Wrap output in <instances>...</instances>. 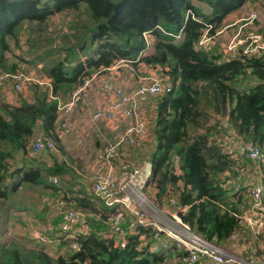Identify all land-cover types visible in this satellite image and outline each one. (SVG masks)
<instances>
[{
  "label": "trees",
  "instance_id": "trees-1",
  "mask_svg": "<svg viewBox=\"0 0 264 264\" xmlns=\"http://www.w3.org/2000/svg\"><path fill=\"white\" fill-rule=\"evenodd\" d=\"M257 1L264 0H0V75L21 74L19 68L26 66L42 72L39 80L46 82L25 84V97L18 104L0 99V208L5 214L12 210L32 215L37 204L9 202L16 198L19 187L38 188V193L58 196L64 203L74 204L75 210L89 211L100 220L83 192L71 201L65 197L64 186L71 185L70 177L75 182L73 168L80 165L72 166L62 148L59 152L55 148L59 139L56 107L90 73L119 62L133 75L157 69L169 82L170 91L158 99L147 122L154 146L148 182L156 191L155 199L166 197L167 190L172 195L177 192L178 204L187 207L180 215L182 223L219 248L238 230V216L249 201L244 189L230 195L219 180V176L233 173L234 162L226 153L228 138L234 136L254 146L264 157V56L247 57L239 52L221 60L211 46L203 50L195 46L205 30L212 37L242 5ZM193 2L204 4L209 14H203ZM261 8L264 10V4ZM80 10L86 13L88 25L76 24L68 36L60 38L66 44L56 46L45 35L47 20ZM25 24L30 28L28 37ZM258 33L264 38L261 30ZM21 38L26 49L14 53L9 42L19 49ZM147 51L150 53L145 54ZM35 138L52 142L53 150L42 153L41 161L25 160L29 158L26 148ZM55 152L56 157L51 155ZM13 164L17 170L8 171ZM40 218L43 229L53 226ZM2 220L0 215V226L6 222ZM90 231L77 239L73 251L68 241L47 230L48 243L57 242L58 252L65 249L57 256L38 248L45 244L31 236L34 244L27 246L24 238L12 235L0 245V264L163 263L158 254L137 252L132 240L117 249L112 240L99 235V227L92 225Z\"/></svg>",
  "mask_w": 264,
  "mask_h": 264
},
{
  "label": "built area",
  "instance_id": "built-area-1",
  "mask_svg": "<svg viewBox=\"0 0 264 264\" xmlns=\"http://www.w3.org/2000/svg\"><path fill=\"white\" fill-rule=\"evenodd\" d=\"M253 20V17L246 19L242 23L243 29L237 31L222 47L221 56L224 60L233 58L239 52L247 57L264 56V38L258 33ZM222 31L215 32L213 37ZM206 33L207 30L195 49L208 48V40L213 37H207ZM119 66L90 73L83 85L73 91L65 103L58 102L56 107V116L63 119L56 122V134L61 139L69 135L66 118L75 104L82 105L83 114L90 109V103L85 100L89 88L97 84L106 95V100L94 103L89 115L86 114L88 126L101 123L112 133L109 138H101L102 145L90 167L89 187L84 191L89 200L108 211L104 232L101 231L99 235L103 239L112 240L113 247L117 249L125 248L132 240L137 252L158 254L165 264H235L234 258L222 257L217 247L191 233L182 223L180 215L187 207L178 204L176 194L172 195L167 190L168 195L163 197L165 206L156 202V191L148 182L150 164L146 153L149 149V134L136 114L141 100L161 92L164 95L170 91V86L161 77L168 84L163 91L159 83H154L141 85L126 95L113 88L110 79L102 75L109 70L120 71ZM20 76L24 77L22 74L0 75V88L6 86L5 93L19 94L23 89ZM29 148L32 155H38L52 151L53 144L48 140L35 138L30 142ZM226 153L234 162V174L222 187L232 194L244 189L249 200L248 207L238 216V228L244 233L252 234L254 240L257 237L264 238V157L257 148L240 142L234 136L227 140ZM131 158L139 160V165L131 163ZM245 177L250 181L245 180ZM52 182L55 183V180ZM47 230L68 241L73 251L77 248V239L84 238L91 232L84 214L74 208L63 211L58 225L55 228L49 226ZM238 238L239 234L235 232L230 237L235 240ZM32 239L40 244L48 242L44 232L33 235ZM257 262L264 264V251L258 255Z\"/></svg>",
  "mask_w": 264,
  "mask_h": 264
},
{
  "label": "rangeland",
  "instance_id": "rangeland-1",
  "mask_svg": "<svg viewBox=\"0 0 264 264\" xmlns=\"http://www.w3.org/2000/svg\"><path fill=\"white\" fill-rule=\"evenodd\" d=\"M262 4H264V1H260L258 3L253 2L252 4L247 2L246 4L242 5L240 9L237 10L238 11L237 13H234V14L232 13L233 15L228 19V21L221 28L217 30L218 31L217 33L223 30L222 33L214 37L212 36L213 38L208 40L209 46H211L210 48L215 50L217 54L221 55L222 47L226 45V43L231 38L234 37L237 31H239L240 29H243L242 23H244L246 19L251 18V17L254 18L253 24L255 28L258 31L262 30V33L264 34V31H263L264 30V14L262 13V11H259L260 9H262L261 8ZM193 5L199 8L203 14L205 15L209 14V10L204 4L193 2ZM257 7H259V9ZM76 24L80 26L88 25L87 16L83 10H80L76 13H73V12L63 13L57 16L50 17L45 24V35L48 38H50V40L53 39L56 46L63 47L66 44V41L64 42V39H60V38H63L64 36H68L69 31L73 29L76 26ZM81 24H87V25H81ZM229 25L231 26L227 28L226 26H229ZM224 27L227 29H225ZM23 29L24 31H26L27 29L29 30V32L27 33V37H28L30 35V28L28 27V25L25 24ZM23 39L24 38H21L19 41V44H20L19 49L14 48L11 45V42H9V45L13 48L14 53L19 50H24V47L26 49V45L24 44ZM120 64L121 63L119 64L114 63L111 66L117 67ZM37 68L39 69L40 65H37ZM118 68L120 71H117L116 69L113 71L109 70V71L104 72L102 75L103 77L110 79V84L113 88L121 90L126 95H129L133 90H135L137 87L141 85H151L154 83H159L160 86L162 87V91L164 90L166 86H168L167 82L161 78L163 77L161 75L162 72L160 73V71L157 69L156 70L152 69V70L144 71V72H141L140 70V72H135L133 75L130 73V71H128L130 68H127L121 65ZM19 71H21L22 72L21 74L24 76V77L20 76L21 82L23 84L22 94L19 93V95H16L20 99L22 97H25L23 92H25L24 90H26V88L28 87V85L25 86V84H29L32 81H37V82L41 81L42 84L46 83V82H42L43 80H39L40 78L42 79V76L44 75L42 72H39L32 68H27L26 66H21L19 68ZM161 93H159L158 95L154 97L144 98L143 100L140 101L141 106L138 109L136 115H137V118L143 122L147 131H148L147 122H150L153 117V112L155 111L156 102L158 101V99L161 98L162 96ZM14 94H17V93H13V95ZM85 96H86L85 100L89 102L90 105H93L94 103H97V102L100 103V101L102 100H106V95L98 87L97 84L89 88ZM79 107L80 105L75 104L72 112L66 118L69 135L65 138L58 139L57 142H54L56 143L55 148L57 149V151L59 152V148H62V152H61L62 155L67 156L69 159L72 160V166H76V164L80 165L79 168L78 166L77 168H75L76 170L75 174L77 175L73 178L75 181V184L74 182L72 183L71 177H70L71 185L64 186V189L67 190V195L65 197L70 201L76 197V194L82 193L81 190L79 189L81 188V186L85 188V191L88 190L90 178H91V172H90V167L92 166L91 163L95 158V154L99 151L98 149L99 147L96 146V147H93L92 149L93 152H91L89 155L83 152V150L85 151L86 148L89 149L93 145L88 142L89 139L87 135L88 125H87L86 114H82V110H81L82 108L80 107L81 109H79ZM61 120L63 119L56 116V122L61 121ZM55 128L57 130V125H55ZM148 137H149L148 147L150 148L153 144L152 142L153 140H152L151 135L150 136L148 135ZM217 141H220V138H218ZM26 152L29 158L26 157L25 160L41 161L39 156H45V155H42V153L38 155H32L30 152L29 146H27ZM51 155L56 157V152L52 153ZM51 155H48L46 157L47 161L51 160L50 158ZM130 162L134 163L136 166H138L140 163L139 160L137 161L136 159H132V158ZM15 165H17L18 167L21 164L19 162ZM15 165L13 164V166H11L8 171L15 168L12 171V172H15L17 170ZM176 169L177 167L174 169V171H176ZM9 174H8V177H9ZM233 174L234 172L231 173L229 177L219 176V180H221V183L224 184L226 180H230L233 177ZM245 180H247L246 177H245ZM247 181H250V180H247ZM5 182H9V180L5 178ZM227 188H229L228 185H227ZM38 190H39L38 188L19 187L17 190L16 198L14 197L9 202V204H14V205L16 204L21 205L20 203L37 204L36 209L32 215L28 213H14L12 210H8V212L5 214L6 211L3 208H0V215H3L2 221L6 220L7 223H11L15 221L13 224V227L12 225H10L13 228V231L12 230L10 231V228H6L4 227V225H2L3 227L0 226V233L2 235V238L4 236L3 239L8 240L12 235H16L26 240L24 244H26L27 246H32L34 243L30 239L32 238L33 235L38 234L39 232H44V233L47 232L46 229H43L42 225L40 226V224H42L40 223V219H41L40 215L42 216L43 220H45L48 223H52L53 228H55L59 223V217L63 211L70 209V208L76 209V207H73L74 204L64 203L62 199H60L58 196L57 197L54 195L48 196L47 193L40 194L38 193ZM229 192L231 195L232 192L230 190ZM175 194H177V192H175ZM155 200L157 201L158 204L165 206V200L163 198H160L158 200L156 197ZM90 201L92 202V205L94 206L96 210V213L100 217V220L88 214L90 213L89 211L88 213H85L87 211L81 210L79 208L77 209H79L84 214L89 229L91 228L92 225H96L97 227H99L100 232L101 231L104 232L103 221H104V215L107 212H103L102 208L98 206V204L94 203L91 199ZM44 208H46L45 213L42 211ZM106 215H108V213ZM11 232L12 234H10ZM235 233L239 234V238L237 240L229 239L223 242L222 245H220V247L217 250L219 251L221 256L226 259H230L231 257L234 258L235 264H242V263L252 264V261H250L249 259L253 260L254 257L251 256L247 259L248 256L243 258L238 255L239 253L243 252L244 248L247 246H249L250 248L254 250H257V253L259 252L261 254L262 250H264V238L261 237V238H258L257 240H254L252 238V234L244 233L241 228H238V230L235 231ZM1 244L2 242L0 241V245ZM44 244H45L44 246L38 245L39 246L38 248H42L50 256H57V254H60L64 252L65 250L64 249L62 252H58L56 249V245L58 243L55 241L51 243L47 242ZM35 247L37 248V246ZM247 254H249L248 251H247ZM162 264H165V263H162Z\"/></svg>",
  "mask_w": 264,
  "mask_h": 264
},
{
  "label": "crops",
  "instance_id": "crops-1",
  "mask_svg": "<svg viewBox=\"0 0 264 264\" xmlns=\"http://www.w3.org/2000/svg\"><path fill=\"white\" fill-rule=\"evenodd\" d=\"M257 8L259 9V7H257ZM259 11H262V13L264 14V10L260 9ZM6 90H7V87L6 86H3L2 88H0V95H1L0 99H2V101H4V102H7V103L12 104V105H15V104H18L24 98V97H22V99H20L18 96H16V95H19V94H14V95H13V93L7 94V93H5ZM78 105H80V107L82 108V105L81 104H78ZM94 105L95 104L89 105V108L90 109L93 108ZM140 106H141V104H140ZM140 106H139V108H140ZM80 107H79V109H81ZM90 109H89V111L87 109V111H86V114L87 115H89ZM87 127H88L87 135H88V139H89L88 142L91 143L93 146H91V148H89V149L86 148L85 151L83 150V152H85V154L89 155L91 152H93V150H92L93 147H96V146L99 147V148L101 147V145H102V139L101 138L102 137L109 138L110 136H112V133H110L109 131H107L106 128L101 123H98V124H95V125H91V126H87ZM153 147L154 146L152 144L151 148H149V150L146 153V156L148 158V162H149V158H150V155L152 153ZM139 159H140V157H139ZM73 169L76 172L75 168H73ZM79 189L81 190V192L84 193V191H85V188L84 187L81 186V188H79ZM248 205H249V201H248L247 207H248ZM3 225L6 228H10V231L11 230L13 231V228L10 226V225H13V222H11V223L5 222V223H3ZM10 234H12V232ZM3 238H4V236H3ZM3 238H2V235L0 233V241L2 243H4L5 241H7V240H5ZM258 238H261V237H257V239ZM56 247H57V245H56ZM247 251L249 252L250 255L247 254ZM263 251L264 250H262V252ZM259 254L260 253L259 252L257 253V250H254V249L250 248L249 246H247V247L244 248V251L243 252L239 253L238 256H241L243 258L246 257V256H248L247 259L252 256V257H254V259L253 260L252 259H249V260L252 261V264H256V263H258L257 262V257H258ZM244 264H246V263H244Z\"/></svg>",
  "mask_w": 264,
  "mask_h": 264
},
{
  "label": "clouds",
  "instance_id": "clouds-1",
  "mask_svg": "<svg viewBox=\"0 0 264 264\" xmlns=\"http://www.w3.org/2000/svg\"><path fill=\"white\" fill-rule=\"evenodd\" d=\"M150 53V51L147 53V54H149ZM221 59L222 60H224L223 58H222V56H221ZM119 63V62H118ZM141 72H144V70H141ZM168 82V81H167ZM169 83V82H168ZM169 86H170V84H169ZM74 184H75V182H74Z\"/></svg>",
  "mask_w": 264,
  "mask_h": 264
}]
</instances>
